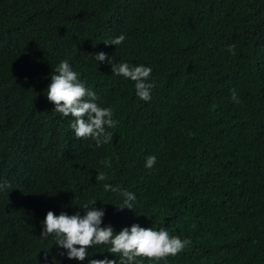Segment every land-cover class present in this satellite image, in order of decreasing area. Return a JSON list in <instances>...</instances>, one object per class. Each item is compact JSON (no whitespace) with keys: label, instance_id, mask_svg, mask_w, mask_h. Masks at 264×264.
<instances>
[{"label":"trees","instance_id":"obj_1","mask_svg":"<svg viewBox=\"0 0 264 264\" xmlns=\"http://www.w3.org/2000/svg\"><path fill=\"white\" fill-rule=\"evenodd\" d=\"M100 52L151 67L150 101ZM62 60L113 110L109 143L76 138L47 100ZM0 181V264H119L109 245L81 262L40 236L48 211L84 215L92 200L116 233L191 241L139 264H264V0H0ZM105 184L134 193L132 209Z\"/></svg>","mask_w":264,"mask_h":264},{"label":"clouds","instance_id":"obj_2","mask_svg":"<svg viewBox=\"0 0 264 264\" xmlns=\"http://www.w3.org/2000/svg\"><path fill=\"white\" fill-rule=\"evenodd\" d=\"M126 39L121 34L104 43L106 45H120ZM228 51L235 54V45H229ZM101 62L111 65L114 75L123 76L135 83L136 95L143 101H150L153 83H149L152 68L144 65L132 66L128 63L115 64L110 56L104 52L93 55ZM51 83L47 86V100L55 107L54 110L63 117H73L71 124L75 137L78 139H91L96 147L113 140V133L106 128H115L117 121L113 119V110L110 107L98 105L99 99L96 92L86 87L81 81L79 73L74 71L68 60H62L50 76ZM232 100L239 103L236 89L231 90ZM156 163L154 155L147 157L145 167L151 169ZM110 166V161L105 162ZM106 175L100 172L97 181H104ZM11 188L7 181H0V191ZM104 190L121 195L124 198V206L119 209H132V202L136 199L134 193L121 190L119 186L104 185ZM96 200H92L80 209L85 210L69 215L61 211L56 215L48 211L41 222L43 231L41 238L54 235L56 246L67 250V258L84 261L88 255V249L94 246L109 245V253L119 255V264H139L137 258L160 261L169 256H176L182 252L190 240H182L179 236H171L165 228L159 230L154 227H140L133 224L131 228H123L119 233L114 232L111 225L102 227L104 210L95 207ZM47 257H45L46 259ZM89 264H117L115 259H90Z\"/></svg>","mask_w":264,"mask_h":264}]
</instances>
